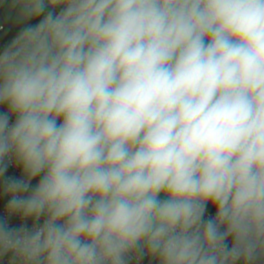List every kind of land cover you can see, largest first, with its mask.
Segmentation results:
<instances>
[{"label":"clouds","instance_id":"obj_1","mask_svg":"<svg viewBox=\"0 0 264 264\" xmlns=\"http://www.w3.org/2000/svg\"><path fill=\"white\" fill-rule=\"evenodd\" d=\"M0 264H264V0H0Z\"/></svg>","mask_w":264,"mask_h":264},{"label":"trees","instance_id":"obj_2","mask_svg":"<svg viewBox=\"0 0 264 264\" xmlns=\"http://www.w3.org/2000/svg\"><path fill=\"white\" fill-rule=\"evenodd\" d=\"M0 31H2V29H0Z\"/></svg>","mask_w":264,"mask_h":264}]
</instances>
